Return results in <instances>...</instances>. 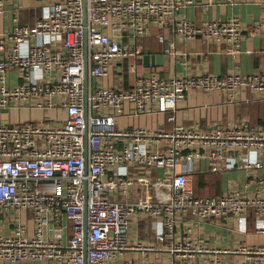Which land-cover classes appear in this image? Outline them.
Returning a JSON list of instances; mask_svg holds the SVG:
<instances>
[{"label":"built area","instance_id":"obj_1","mask_svg":"<svg viewBox=\"0 0 264 264\" xmlns=\"http://www.w3.org/2000/svg\"><path fill=\"white\" fill-rule=\"evenodd\" d=\"M7 1L0 0V24ZM200 1L40 0L34 25L16 16L12 29L0 32V109L24 106L66 115L52 123H0V211L30 210L34 222L32 234L20 222L10 234L0 233V264H112L130 252H152L156 243L130 237L138 214L162 222L157 240H173L169 250L176 264H193L207 252L214 253L207 264H230L221 251L243 255L237 264H264V241L220 250L204 247L190 234L176 239L185 216L199 222L232 218L247 232L251 214L255 231L264 237V178L251 176V190L237 187L215 196L197 195L192 179L202 161L212 172L260 168L264 125L252 127L244 120L202 129L176 123L177 103L193 89L221 91L230 103L243 89L264 98V73L162 77L142 74L132 62L133 86L102 82L113 64L121 78L126 59L142 58L140 41L154 28L165 54L174 52V42L161 32L169 27L185 41L202 38L226 44L227 54L238 53L243 27L237 16L196 24L181 15ZM13 71L19 81L10 86ZM125 103L138 115H168L172 128L122 127ZM130 167L138 172L126 171ZM149 169L165 175L153 180Z\"/></svg>","mask_w":264,"mask_h":264},{"label":"crops","instance_id":"obj_2","mask_svg":"<svg viewBox=\"0 0 264 264\" xmlns=\"http://www.w3.org/2000/svg\"><path fill=\"white\" fill-rule=\"evenodd\" d=\"M211 0H201L197 6H191L182 10L181 15L188 20L201 24L206 20H225L237 16L243 27V37L240 42L239 52L232 55L225 53L226 44L206 42L202 38L195 41H185L177 36L171 27L161 32L171 42H174V52L165 54L163 45L157 40L160 32L154 28L151 36L140 41L143 47L142 58H128L124 62L125 74L121 78L116 75L115 65H112L111 73L102 82L111 87L130 88L134 85L135 75L129 72L132 62L138 64V71L142 74L157 72L162 77L195 75L201 72H210L218 75L228 73H241L243 75L264 73V26L258 27L264 22V5L259 0H237L234 3H209ZM42 8L40 0H8L6 11L1 18L0 32L10 31L14 25V17L18 16L20 23L34 25L41 16ZM250 51V53L248 52ZM146 54H162L161 64L145 65L143 56ZM19 81L17 72L9 76L8 84L14 86ZM64 112L43 110L39 108L13 107L9 109V123L45 121L52 123L55 119H64ZM166 114H135L133 104H124V114L120 118L122 127L137 128H164L169 130L172 123L168 121ZM248 120L252 127L264 125V98L253 95L246 89L240 91L237 99L230 103L226 95L221 91L203 92L193 89L184 99L177 103L176 123L202 129L214 127H227ZM262 162L260 168H235L223 172H212L207 163L202 161L199 168L192 174L194 188L198 195H220L231 188L253 189L249 184L251 176L264 178V152L259 157ZM125 168L122 167V170ZM136 174L134 168L126 169ZM133 174V175H134ZM148 175L153 180L161 178L165 172L161 169L148 170ZM168 192V188L164 187ZM156 198V196H154ZM20 222L26 225L30 234L33 232V214L30 210L13 211L5 208L0 211V233L10 234L15 224ZM163 230L162 222L144 214L133 217L130 225V237L133 240L156 243L154 251L143 254L142 252H130L115 260L112 264H124L128 260L133 264H176L174 255L169 246L173 240L167 239L160 243L158 234ZM191 235L195 242L201 243L210 249H233L240 243L247 245L262 244L264 237L255 231V224L248 223L247 232L238 230L235 220L232 218L211 219L199 222L191 216H185L179 220L176 227V239ZM71 230L63 233V240L71 237ZM226 262L237 264L245 257L238 253L218 254ZM214 253H200L193 264H207ZM2 264H11L4 262ZM17 264H36L30 261H22Z\"/></svg>","mask_w":264,"mask_h":264},{"label":"water","instance_id":"obj_3","mask_svg":"<svg viewBox=\"0 0 264 264\" xmlns=\"http://www.w3.org/2000/svg\"><path fill=\"white\" fill-rule=\"evenodd\" d=\"M162 54L159 55H150L146 54L143 56V62L145 65H154L161 64ZM88 78V68L86 67V80ZM87 93V87H86ZM0 123L8 124L9 123V109H0Z\"/></svg>","mask_w":264,"mask_h":264},{"label":"trees","instance_id":"obj_4","mask_svg":"<svg viewBox=\"0 0 264 264\" xmlns=\"http://www.w3.org/2000/svg\"><path fill=\"white\" fill-rule=\"evenodd\" d=\"M33 122H37V121H33ZM195 192H196V190H195ZM196 194L198 195L197 192H196ZM249 219H250V222L254 223V216L252 214L250 215Z\"/></svg>","mask_w":264,"mask_h":264},{"label":"rangeland","instance_id":"obj_5","mask_svg":"<svg viewBox=\"0 0 264 264\" xmlns=\"http://www.w3.org/2000/svg\"><path fill=\"white\" fill-rule=\"evenodd\" d=\"M13 72H17V71H13ZM17 74H18V72H17ZM13 86V85H12Z\"/></svg>","mask_w":264,"mask_h":264}]
</instances>
